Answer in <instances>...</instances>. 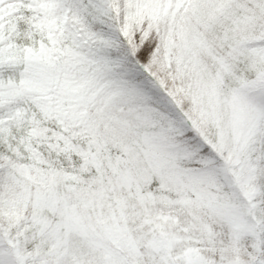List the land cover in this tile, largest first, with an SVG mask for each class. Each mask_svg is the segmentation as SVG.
I'll return each mask as SVG.
<instances>
[{
	"label": "snow or ice",
	"instance_id": "1",
	"mask_svg": "<svg viewBox=\"0 0 264 264\" xmlns=\"http://www.w3.org/2000/svg\"><path fill=\"white\" fill-rule=\"evenodd\" d=\"M0 264H264V0H0Z\"/></svg>",
	"mask_w": 264,
	"mask_h": 264
}]
</instances>
